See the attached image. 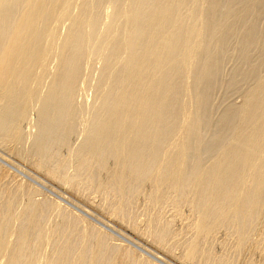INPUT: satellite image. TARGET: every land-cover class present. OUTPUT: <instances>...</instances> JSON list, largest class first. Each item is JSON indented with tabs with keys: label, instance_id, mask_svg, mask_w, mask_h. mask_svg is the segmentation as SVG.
<instances>
[{
	"label": "bare ground",
	"instance_id": "1",
	"mask_svg": "<svg viewBox=\"0 0 264 264\" xmlns=\"http://www.w3.org/2000/svg\"><path fill=\"white\" fill-rule=\"evenodd\" d=\"M104 2L108 9L103 16L98 9ZM263 5V0H0V139L4 147L21 153L20 142L28 139H22L27 135L22 126H30L29 111L36 108L37 133L31 132V152L33 163L46 177L88 200L98 191L101 194L108 183L105 190L111 197L103 189L101 209L182 261L264 264V47L259 53L262 59L256 56L260 67L257 63L250 65V71L248 67L253 83L242 93V103L231 102L221 117V113L215 116L220 131L215 129L214 137L204 136L203 130L214 109L210 98L221 63L233 54L227 51L228 38L232 41L233 32L234 37L244 32V18ZM254 23L246 25L244 38L239 34L234 39H243L239 42L242 62L251 55L248 49L257 45L261 31ZM226 51L230 54L225 55ZM95 53L102 62L101 69L96 65L99 80L94 76L96 82L90 78L94 86L86 82L85 87L92 86L89 89L97 97L92 90L86 93L98 99L89 96L96 104L90 103L94 107L88 125L83 120L85 142L79 143L75 171L69 176L65 162L55 160L52 147L76 128V115L84 110L78 111L75 95L85 89L77 86L82 63L88 55L96 57ZM240 67L246 69L241 62ZM235 70L236 79L230 77L238 80ZM246 72H241L244 78ZM244 78L241 81L249 76ZM233 84L225 85L232 88ZM206 136L213 138L207 141L210 146ZM204 148L209 156L202 154ZM9 175L0 166V264H39L45 244L51 252L47 264H153L131 247L111 244L108 233L97 226L82 229L83 219L63 207L61 221L54 220L48 229L44 223L55 204L36 200L32 186L19 179L15 186ZM102 175L107 178L103 180ZM20 189L28 199L18 210ZM139 193L146 198V206L155 205L158 212L160 200L162 205L173 204L174 219H181L182 227L177 228L166 214L150 211L141 225L139 211L146 209L138 203ZM182 206H188L190 215L181 212ZM252 233L257 234L252 237ZM216 243L221 252L215 249Z\"/></svg>",
	"mask_w": 264,
	"mask_h": 264
},
{
	"label": "rangeland",
	"instance_id": "2",
	"mask_svg": "<svg viewBox=\"0 0 264 264\" xmlns=\"http://www.w3.org/2000/svg\"><path fill=\"white\" fill-rule=\"evenodd\" d=\"M263 4H264V0H263ZM107 5V6H106ZM264 6V5H263ZM262 6V8H264ZM106 7H108V2H104L100 7H99V9H98V12H100L101 14L100 15H105V10H107L108 8H106ZM262 8H258V9H256L255 11H254V13L252 14V15H250V17L248 18V17H246V18H244V20L242 21V23H241V26H242V24H243V26L241 27V30H242V28H243V30H244V32H240L239 30H240V28H239V30L237 29L236 30V33H238V31H239V34H241V37H245L246 35H245V33H246V29H247V24L249 23V22H251L252 24L255 22L254 20H256V22L255 23H257V19H258V16H259V19H258V24L259 25H256L255 23V26H260V27H258L259 29H258V33L260 32V34L259 35H261V34H263L262 32H264V28L262 27L263 25H264V11L261 13V9ZM260 9V10H259ZM100 10V11H99ZM259 10V13L257 14V12L256 11H258ZM262 10H264V9H262ZM255 12H256V15H255ZM260 14H261V16H260ZM255 15V16H254ZM257 16V17H256ZM253 17V18H252ZM254 17H256V18H254ZM248 19H253V22L251 21V20H248ZM249 21V22H247V21ZM247 25V26H246ZM246 27V28H245ZM256 28V27H255ZM242 33H243V35H245V36H243L242 35ZM235 35V32H233L232 33V35ZM239 34H237L236 36H239ZM234 35L232 36L233 37V39H232V41H230L231 40V35L229 36L230 38H228V39H230V40H228V42H227V51L228 52H230V50H231V53H233L232 55L230 54V53H228L227 51H226V54L225 55H227V54H230V56H231V60H230V57H228V56H225V59H223L224 61V64L223 63H221L222 65V67H221V69L224 67V69H220V74L222 75H220L219 76V79H218V77H217V81H216V83L217 84H215V88L213 87V92H211L212 94H214V95H212V99L210 98V103L214 106V107H212V105L210 104V107L211 108H214V109H211L210 110V115H209V118H210V120H208V121H212L211 122V124H210V122L208 123V124H210L209 126H207L206 124H207V120H206V123H204V127H203V130H204V136L207 134V136L208 135H212V137H214L213 136V134L214 133H216V132H219L220 131V125H219V123H220V120H219V122H217L218 120H216V118H215V116L218 118V115H219V113H221V112H223V110L222 109H224V107H225V109L227 110V108H226V106L227 107H231V106H228V104L230 103V105H233L234 103H236L237 105H239L240 103H238V101L239 102H241L242 103V99H244L245 98V96L243 97V98H241L242 96H243V94L242 93H244V92H246L247 90H248V87L253 83L252 81V76L251 75H249L248 74V72L250 71V69L252 68V67H256V65L258 66V67H260V65H261V63H259V61H258V59H262V51H264V50H262L263 49V47H264V36H262L261 35V37L258 35V38H257V45L255 46L254 45V49H253V47H251V49H253L252 51L250 50V49H248V51H250L251 52V55L250 56H252L254 53H256V54H254L253 56H255V57H250L249 55V57H247L248 58V61L246 60V59H244V62H242L241 60H240V58H239V56L241 55L240 54V50L241 49H239L241 46H239L240 45V43L243 41V39L240 37L239 38V40L241 39V41H239V40H234V39H238V37H234ZM259 38H260V41H259ZM263 38V39H262ZM262 40V41H261ZM229 41L230 42H233V45H232V43L230 44L229 43ZM234 41H235V45H234ZM240 42V43H239ZM259 42V43H258ZM260 42H263V43H260ZM229 44V45H228ZM242 45V44H241ZM236 47L235 49L234 48H232V47ZM239 46V47H238ZM259 46V47H258ZM228 47H229V49H228ZM256 47H257V49H256ZM261 48V49H260ZM232 49L234 50L233 52H232ZM260 49V50H259ZM235 50L237 51V52H235ZM255 50V51H254ZM262 50V51H261ZM250 52H249V54H250ZM253 52V53H252ZM261 52V54H259ZM235 53V54H234ZM236 53H237V55H236ZM96 54V53H95ZM97 55V54H96ZM236 55V56H235ZM261 56V58H258V57H256V56ZM90 56V58H88ZM232 56H233V59H232ZM235 56V57H234ZM259 56V57H260ZM91 57H92V59H91ZM93 57H95V55L93 56V54H91V55H88L87 57H86V59L84 58V61L87 63V64H85V62L84 63H82V64H84L83 66L85 67H83V71H82V73H80L81 75H80V78H79V80H78V85L77 86H79V85H81V87H79V89L80 88H82V87H84L85 89H81V90H78V89H76V90H78L79 92H81V93H78L77 91H76V93H75V95L77 96L76 97V99H77V101H76V104H77V109H78V111H79V108H81L80 109V111L81 110H83L81 113H79L78 114V112H77V114L78 115H76V120L75 121H77V122H75V126H76V128H75V126H74V128L75 129H73L72 131V133L70 134L69 133V137H67V135H66V138H65V136H64V138H62V140L63 141H61V142H59L58 144H55L56 145V147H55V145H53V147H52V149H53V152L52 153H54L53 155H55L54 157H55V160H62L63 162L62 163H64V165H65V169H66V171H65V173L66 172H68L67 174H69V176H70V174H73L74 172L73 171H75V170H73L75 167V164H76V161H74V160H76V158L78 157L77 156V154L79 153L78 152V150H80V146L79 145H81V144H79L80 142L82 143H84L85 141V134H86V130H85V126H87L88 125V123L90 122V121H88V119H89V117H90V119L89 120H91V118H92V115H93V107L94 106H92V108L90 107L91 106V104L93 105V103H94V105L96 104L95 102H94V100H96V99H98V98H94V97H97V94L95 93V91H93L92 89H94L92 86H94V83L93 82H96V80L95 79H97L98 77H99V75L98 74H100L101 72H100V70L98 71V67H99V69H101L100 67L102 66L101 64H102V62H100V60H99V58H98V55L95 57L96 59H94ZM100 57V56H99ZM228 57V58H227ZM88 58V59H87ZM101 58V57H100ZM227 58V59H226ZM242 58V57H241ZM249 58H251V59H249ZM256 58V59H255ZM258 58V59H257ZM88 60H89V62H88ZM93 60V61H92ZM226 60H228L227 62L228 63H226ZM237 60V61H236ZM242 60H243V58H242ZM250 60V61H249ZM95 61H98L99 63H97V62H95ZM101 61H102V59H101ZM235 61V62H234ZM252 61H254V62H252ZM261 61V60H260ZM96 64H95V63ZM238 63V65H236L237 63ZM240 62L242 63V68L245 66V68L246 69H241V67L239 68V65H240ZM248 62V63H247ZM249 62H251V63H254V66L250 63L249 64ZM89 63V64H88ZM233 63V64H232ZM234 63H235V66H234ZM244 63V64H243ZM247 63V64H246ZM257 63V64H256ZM90 64H92L91 66H90ZM97 64H99V66L97 65ZM249 64V65H248ZM256 64V65H255ZM259 64V65H258ZM93 65H95V66H93ZM96 65L98 66V67H96ZM101 65V66H100ZM250 65L252 66L251 68H250ZM89 66V67H88ZM236 66L238 67L237 69L239 70V69H241L240 71L242 72H246L247 70H248V67H249V71H247L246 72V77L248 78V76H249V78H251L250 80H249V78H248V80L246 81V80H243V81H241V79L242 78H244L243 76H245L244 74L242 75V73L240 74V73H238L237 72V70H235L236 69ZM92 67H96L97 69H95V68H93V69H95V70H93V69H91ZM257 67V68H258ZM235 68V69H234ZM87 69V70H86ZM89 69H91V70H93V72H91V70L90 71H88ZM260 69V68H259ZM85 70V71H84ZM224 70V71H223ZM226 70V71H225ZM231 70V71H230ZM234 70H235V72H236V77H238L239 79L238 80H234L233 78H235L234 76H233V73H234ZM97 73L96 75L94 74L95 72ZM230 71V72H229ZM88 72H91L90 73V75L88 76L87 74H89ZM100 72V73H99ZM221 72H224V73H221ZM233 72V73H232ZM261 72L263 73L264 72V70H262L261 69ZM94 74V75H91V74ZM250 73V72H249ZM82 74L84 75L85 74V76H84V79H83V77H82ZM223 74H224V76H223ZM237 74H239V75H241L240 77L239 76H237ZM87 76H88V79H87ZM93 76V77H92ZM94 76H95V79H93L94 78ZM226 76V77H225ZM230 76H233V78L232 77H230ZM97 77V78H96ZM245 77V78H246ZM82 78V79H81ZM85 78L87 79V80H90V78L92 79V81L93 82H91V80L90 81H87V80H85ZM221 78H222V80H221ZM231 78V82L229 81V79ZM244 78V79H245ZM246 78V79H247ZM80 79L82 80V81H80ZM223 79H225V81L223 80ZM236 79V78H235ZM97 80H99V78L97 79ZM219 80H220V82H219ZM221 81H223V82H221ZM250 82V83H247V82ZM82 83V84H84V86H82V84H79V83ZM86 82H91V83H89L90 85H92V86H90V87H85V86H87V84L88 83H86ZM225 82V83H224ZM227 82V83H226ZM246 82V83H245ZM220 85H219V84ZM229 83L230 84H233L232 85V88L231 87H227V85H225V84H228L229 85ZM237 83H239L238 84V86H235V85H237ZM97 83H95V85H96ZM242 84V85H241ZM244 84V85H243ZM249 84V86L247 87V85ZM230 86V85H229ZM234 86V87H233ZM92 87V89H89V88H91ZM96 87V86H95ZM247 87V88H246ZM87 89V90H86ZM88 89L90 90L89 92H91V90L94 92V94H96V96H94V94L93 93H86V92H88ZM96 89V88H95ZM246 89V90H245ZM245 90V91H244ZM83 91H85V93L83 92ZM231 91V93L232 92H235V93H229ZM238 91V92H237ZM241 91V92H240ZM240 92V93H239ZM224 93V94H223ZM229 95H228V94ZM236 93H238V94H236ZM85 95V96H83V95ZM87 94H88V96H87ZM90 94H92L94 97H92V95H90ZM231 94V95H230ZM245 94V93H244ZM79 95V96H78ZM89 96H91L92 98H94V100L91 98V97H89ZM82 97V98H81ZM84 97H86V98H84ZM211 97V96H210ZM80 98V99H79ZM83 98H84V100H83ZM215 98V99H214ZM86 99H87V101H86ZM83 100V101H82ZM90 100V101H89ZM93 100V103L91 102ZM89 101V103H87ZM213 101V102H212ZM216 101V102H215ZM79 102V103H78ZM86 104H85V103ZM97 102H98V100H97ZM220 102H221V104H220ZM231 102L233 103V104H231ZM85 104V105H81V104ZM91 103V104H90ZM219 103V104H218ZM223 103V104H222ZM227 104V105H226ZM236 104H234V105H236ZM87 107V108H84V107ZM216 106V107H215ZM219 106V107H218ZM222 106V107H221ZM221 107V108H220ZM216 108V109H215ZM217 108L218 109H220V112L217 110ZM35 109V110H34ZM92 109V110H91ZM85 110H86V112H85ZM90 111L92 114L91 115H88V111ZM214 110V111H213ZM222 110V111H221ZM37 111V109L36 108H32L31 109V111H29L30 113L29 114H31L30 116L31 117H28L29 118V120L27 121L28 122V125H30V126H32V127H28L27 125L26 126H24L25 124H27V123H24L23 124V133H25L24 132V130L27 132V135H25L24 134V137L22 138L24 141H25V139L24 138H27L28 137V139H26L27 141L26 142H24L23 140H22V142H24V143H21L20 142V145H19V147L21 148H24L23 150H22V148H21V153L20 154H16V153H14V152H12V151H10L8 148H7V146L5 145V147H4V143L2 142V140L0 139V166L2 167V168H4V169H6L7 170V172L10 174L11 173V175H9V181H10V179L12 180L13 178L15 179H13L12 180V182H13V184L14 183H16L15 181H17L18 179H19V181L22 183H25L26 182V184H28V185H30V186H32L33 188H34V198H36V200H39V201H42V199L44 200H48L49 199V201L52 203V204H55V205H52V206H56L55 208H54V212H52L51 210H49V217H46L47 219H48V221L46 220V223H48V222H50V223H48V224H46V223H44V225H45V227H47L48 229L50 228V226L52 225V222L53 223H56V222H54V220H56L57 219V222H58V220H60L61 221V215L59 214V212L61 213V208L62 209H65V210H68V212H69V210H70V213H73V214H75V215H79V217H80V223H81V226H82V229H83V227L84 228H86V226L88 227V226H90V225H93V226H97V228H99L100 230H102V231H104L106 234L108 233V238H109V240H110V243L111 244H115L116 243V245L117 244H119V245H117V246H124V245H126V246H128V247H131V249L132 250H135V252H137L139 255L141 254V256L142 257H145V258H147L148 260H150L153 264H190V263H188V262H185V261H182V259H179V257H178V255L176 256V255H173L172 256V254H170V253H168V252H166L165 250H162V249H160V247L158 246H156V244H153V242H151L150 240H148L147 238L145 239V237H142V236H140V234L139 233H136V232H134V230H132L131 228L129 229V227H127L128 225L127 224H125L124 225V223H122V222H120L119 220H117L115 217H111L110 216V214L107 212V211H105L103 208L101 209V207L99 206V202H101L103 199V197H101V196H103V189H104V192L107 190L108 191V188L106 187L105 188V186H107L108 185V183H106L105 184V186H104V188L100 191L101 192V194L99 193V191L98 192H96V194L94 193V195H95V197L92 195V198L94 199V200H96V201H94L92 198L91 199H89L90 201H91V203H90V201L88 200V199H86L85 198V196L83 197V196H81L80 194H78V193H75L68 185H67V187H66V184H61L60 182H58L57 180H55V179H52V178H50L49 176H47L46 177V174L43 172V170L41 169V171H40V169L39 168H37V166H35V164L33 163V161H34V156L32 155V147H33V142H30V141H33V139H34V134H35V136H36V133H37V121H38V114L37 113H35ZM79 111V112H80ZM225 111V110H224ZM32 112V113H31ZM212 112H215V113H212ZM218 114H217V113ZM84 113H86L85 115H86V117H85V115H84ZM35 114V115H34ZM213 116H212V115ZM223 114H224V112H223ZM222 113L219 115L220 117L223 115ZM81 115H83V116H81ZM77 117H78V119H77ZM83 117V118H82ZM85 117V118H84ZM30 118L32 119L31 120V124H33V123H35L34 125L36 126V128L33 126V125H31V124H29L30 123ZM34 118V119H33ZM82 118V119H81ZM209 118H207V119H209ZM215 118V119H214ZM87 119V120H86ZM221 119V118H220ZM80 120H81V122H80ZM83 120L87 123V125H86V123L85 122H83ZM213 121L215 122L216 121V124L215 123H213ZM26 122V121H25ZM33 122V123H32ZM218 123V124H217ZM85 124V125H84ZM81 125V126H80ZM84 125V126H83ZM217 126H219V127H217ZM26 127V128H25ZM28 127V128H27ZM80 127V128H79ZM205 127H209V131L208 130H205V129H207V128H205ZM212 127V128H211ZM216 127V128H215ZM30 129V130H29ZM31 129H33L32 131H31ZM36 129V130H35ZM215 129H217L218 131H216ZM80 130H81V132H80ZM83 130V131H82ZM211 130V131H210ZM74 131H75V133H74ZM85 131V132H84ZM208 131V132H207ZM216 131V132H215ZM29 132V133H28ZM31 132H33V133H31ZM83 132V133H82ZM217 134V133H216ZM29 135H31V138L32 139H30L29 137ZM80 135V136H79ZM81 135H82V137H81ZM210 135V136H211ZM71 136V137H70ZM206 136V139H205V141L207 142V141H211L213 138L211 137L210 138V136L209 137H207ZM68 138V139H67ZM84 138V139H83ZM210 140H209V139ZM208 139V140H207ZM29 141V142H28ZM65 141H67V144H65ZM69 141H70V143H69ZM30 143V144H29ZM64 143V144H63ZM73 145H72V144ZM82 143V144H83ZM208 143V142H207ZM206 143V145H205V147L206 148H208V146H210V142L207 144ZM2 144V145H1ZM25 145V144H27V145H25L24 147L22 146V145ZM59 144H61V145H59ZM68 144H71V145H68ZM30 145H31V147H30ZM208 145V146H207ZM82 146V145H81ZM2 147V148H1ZM61 149V151L59 150V148ZM62 147V148H61ZM3 148H5V149H3ZM29 148V149H28ZM70 148V149H69ZM31 149V150H30ZM66 149H68V150H70V152L68 151V150H66ZM205 149V148H204ZM202 150L203 152H202V154L204 153L205 154V152H207L206 150L207 149H205V150ZM209 150L208 151H210V148H208ZM9 150V151H8ZM27 150V151H26ZM29 150V151H28ZM26 151V152H25ZM56 151V152H55ZM13 154H12V153ZM61 152V153H60ZM75 152H76V154H75ZM78 152V153H77ZM27 153H28V156H27ZM59 153V154H58ZM68 153L70 154V155H68ZM209 153V152H208ZM57 154V155H56ZM61 154V156H59ZM20 155V156H19ZM23 155V156H22ZM205 155H208V154H205ZM58 156V157H57ZM76 156V157H75ZM209 156V155H208ZM208 156H205L204 158H208ZM33 157V158H32ZM61 157H62V159H61ZM66 157V158H65ZM67 157H69V158H67ZM26 158V159H25ZM27 158H28V160H27ZM33 159V160H32ZM64 159H66V161H64ZM68 159V160H67ZM70 160H71V162H70ZM31 163H33V164H31ZM69 161V162H68ZM110 162H112V161H110ZM68 163H70V164H68ZM67 164V165H66ZM72 164V166L70 167V165ZM110 164H112V163H110ZM67 169H68V171H67ZM70 171H71V173H70ZM12 176V177H11ZM103 176V175H102ZM105 176V175H104ZM102 177L103 178V180L105 179V178H107V176H105V177ZM16 177V178H15ZM19 181L17 182V183H19ZM81 182H82V179L80 180ZM107 181V180H106ZM11 182V183H12ZM17 183L15 184V186L17 185ZM13 184H11V185H13ZM61 184V185H60ZM9 185V184H8ZM11 185H9L10 187H12ZM14 185H13V188L15 187ZM84 187H86V186H84ZM69 188V189H68ZM106 189V190H105ZM21 190V189H20ZM20 190H18V193H19V191ZM73 191V192H72ZM106 191V193H108ZM100 194V195H99ZM105 194V193H104ZM110 193H108V195H109ZM140 195V197L138 196V194H137V196L138 197H136L137 199H139V198H141V200L139 199V204H142L143 206H145V209H146V212H145V210H144V207H143V209H141V210H143V211H139L140 213H139V215L141 214V217L138 219L139 220V222L141 223V225H145L146 224V221L145 220H147V218H148V216H149V214H151L150 212H152V213H154V214H156V215H165V217H168V218H173V221H174V224H176L175 226L177 227V228H180V227H182V225L184 224L183 222H182V220L181 219H179V218H175L174 219V216H173V214H174V210H176V208L173 206V204H171L170 202H166V203H163V205H162V201L160 200V206H159V212L158 211H155V210H157V206L155 207V209L153 208H148V206H146V202L144 201V200H146V198H144V196H143V194H142V196H141V193H139ZM17 195V202H18V206H19V208L20 209H18V207H17V209L18 210H21V208L23 207L22 205L24 204V202L25 203H27V199H28V195H26V194H24V192L21 190V193H19V195L18 194H16ZM80 195V196H79ZM18 196H19V198H21V199H19L18 198ZM21 196V197H20ZM98 196V197H97ZM110 197H111V194H110ZM143 197V198H142ZM85 198V199H84ZM98 198V199H97ZM23 199H24V201H23ZM19 200H20V203H19ZM89 202H88V201ZM93 200V201H92ZM163 200V199H162ZM142 201V202H141ZM23 204H22V203ZM93 202V203H92ZM145 202V203H144ZM163 202H164V200H163ZM98 203V204H97ZM21 206H20V205ZM57 204H59L58 206H57ZM159 204V202L156 204V205H158ZM98 205V206H97ZM164 205H165V209L163 208L164 207ZM171 205V206H170ZM169 208H168V207ZM99 207V208H98ZM183 207V208H182ZM181 208H180V210H181V212L184 214V213H186V215L188 214V215H190V209L188 208V206H182ZM58 208L60 209V210H58ZM67 208V209H66ZM171 208H175L174 210H172ZM57 209V210H56ZM147 209H149L148 211H147ZM153 210V211H151V210ZM167 209V210H166ZM171 210V211H170ZM183 210V211H182ZM150 211V212H149ZM186 211V212H185ZM57 212V213H56ZM107 212V213H106ZM147 212L149 213V214H147ZM144 213V214H143ZM56 214H58L57 215V217H56ZM144 216H143V215ZM185 215V214H184ZM48 216V215H47ZM110 217V218H109ZM116 220H115V219ZM145 219V220H144ZM59 221V222H60ZM119 222V223H118ZM177 222V223H176ZM144 223V224H143ZM49 224H50V226H49ZM48 225V226H47ZM181 225V226H180ZM179 226V227H178ZM46 228V229H47ZM132 230V231H131ZM256 232V231H255ZM255 234H257V233H255ZM253 235V233H252V237L254 236H256V235ZM110 235V236H109ZM220 236H222V237H220ZM223 236H225V233H224V231H219V237L220 238H223ZM47 245H49V244H45V246L46 247H44L43 248V252H41V254H42V256H40V258L41 259H43V260H41V259H39L38 261V263L39 264H47L48 263V259H46V258H48L50 255L48 254V252L51 254V252H50V249H48V248H50V247H48ZM215 245V249H217V251L218 252H221L222 250H223V248L221 247V245L220 244H218V243H216V244H214ZM50 246V245H49ZM48 247V248H47ZM217 247V248H216ZM46 248V249H45ZM49 250V251H48ZM45 253V254H44ZM48 254V256H46ZM177 257V258H176ZM44 259H46V260H44ZM45 261H47V262H45ZM41 262V263H40ZM192 264V263H191Z\"/></svg>",
	"mask_w": 264,
	"mask_h": 264
}]
</instances>
